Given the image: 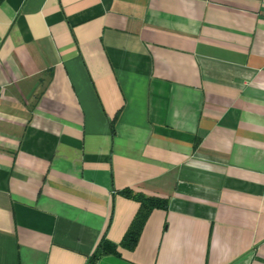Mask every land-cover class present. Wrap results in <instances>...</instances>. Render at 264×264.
Instances as JSON below:
<instances>
[{
	"label": "crops",
	"instance_id": "1",
	"mask_svg": "<svg viewBox=\"0 0 264 264\" xmlns=\"http://www.w3.org/2000/svg\"><path fill=\"white\" fill-rule=\"evenodd\" d=\"M125 191L166 202L133 248ZM102 239L94 264H264V0H0V264Z\"/></svg>",
	"mask_w": 264,
	"mask_h": 264
},
{
	"label": "trees",
	"instance_id": "2",
	"mask_svg": "<svg viewBox=\"0 0 264 264\" xmlns=\"http://www.w3.org/2000/svg\"><path fill=\"white\" fill-rule=\"evenodd\" d=\"M123 194L135 199L140 204V208L121 242L122 247L133 248L150 212L154 209H166V202L160 199L146 198L141 195L134 196L129 191H125ZM107 253H115V248L105 239H102L96 251L91 256L89 264H94L102 255Z\"/></svg>",
	"mask_w": 264,
	"mask_h": 264
}]
</instances>
